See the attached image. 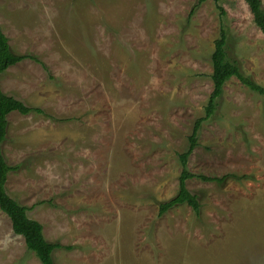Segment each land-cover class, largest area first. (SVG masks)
I'll return each instance as SVG.
<instances>
[{
    "label": "rangeland",
    "instance_id": "1",
    "mask_svg": "<svg viewBox=\"0 0 264 264\" xmlns=\"http://www.w3.org/2000/svg\"><path fill=\"white\" fill-rule=\"evenodd\" d=\"M0 0L12 52L0 89L31 111L7 116L6 192L42 225L54 264H264V95L228 79L188 156L195 212L159 213L178 155L226 54L264 86V37L244 0ZM264 9V0H261ZM0 264H41L0 210Z\"/></svg>",
    "mask_w": 264,
    "mask_h": 264
},
{
    "label": "trees",
    "instance_id": "2",
    "mask_svg": "<svg viewBox=\"0 0 264 264\" xmlns=\"http://www.w3.org/2000/svg\"><path fill=\"white\" fill-rule=\"evenodd\" d=\"M205 0H197L190 13ZM247 4L252 20L255 26L260 30L264 37V9L261 0H244ZM227 33L224 27L220 28L218 37L214 40V49L211 54L212 72L210 78L212 81V90L209 94L204 108L203 116L198 117L188 136V148L178 155L181 164V172L178 178V190L176 194L168 201L161 202L158 206L159 213L180 204L189 205L195 212L199 211L200 204L196 194L191 193L186 187L188 179L197 177L203 181H222V177H213L202 174H194L187 168V159L193 148L197 144L198 130L203 121L209 119L216 109L217 100L221 96L225 82L231 77H236L244 86L250 90L264 95V86L254 82L250 77L244 75L237 63L228 59L226 54ZM25 58H32L40 62L37 58L29 54H16L12 52L8 39L0 27V76L12 65H15ZM41 63V62H40ZM17 111L21 114H28L31 111L42 113L39 108L28 107L22 101L11 95L4 94L0 89V210L3 211L11 221V227L14 234L21 235L28 250L32 251L39 259L41 264H54L53 251L62 246L58 242H49L45 239L42 232V225L28 217L27 209L12 198L5 189L7 173L15 169V166H9L6 163L2 153V143L5 139L7 116L9 113Z\"/></svg>",
    "mask_w": 264,
    "mask_h": 264
}]
</instances>
